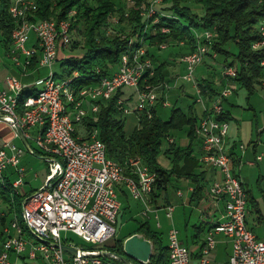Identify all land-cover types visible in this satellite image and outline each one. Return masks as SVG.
Listing matches in <instances>:
<instances>
[{
	"label": "built area",
	"instance_id": "1",
	"mask_svg": "<svg viewBox=\"0 0 264 264\" xmlns=\"http://www.w3.org/2000/svg\"><path fill=\"white\" fill-rule=\"evenodd\" d=\"M36 1L10 0L9 14L15 22L11 34V52L16 54L14 60L18 65L19 57H25L24 68H27L37 55L36 48L26 47L30 34L34 33L40 50L38 66L50 72L40 82L43 84L42 89L25 101L21 112L19 97L26 86L17 77L7 78L5 88L0 84V123L7 124L14 131L15 138H20V129L26 140L35 142L44 154L41 156L50 158L46 160L51 162L50 173L45 185L22 203V219L26 230L16 214H12L6 220L7 224L3 225L2 220L7 215L0 206L1 236L5 238L0 242V264H30L39 259L47 264H113L103 259L109 257L119 260L113 253L102 248L85 250L64 234L72 233L85 243L96 246L115 238L117 217L122 208L120 190H126L134 200L143 202L146 221L150 213H154L155 219L159 220L158 212L162 208L156 207L152 199L158 176L151 172L140 157L129 158L125 166L109 159L99 130L92 128L81 136L77 126L85 118L96 115L100 103L111 100L118 90L129 88L136 91L137 110L131 111L123 98L117 102L124 114L129 115L134 111L143 112L153 108L160 100L158 91L164 95L170 86L166 83L160 86L148 83V79L155 76L153 60L147 55L145 46L133 48V39L129 42L131 49L122 55L116 70L110 76L102 77L95 86L75 90L71 84L75 77H79L77 72L71 78L58 81L52 67L58 61L60 51L72 43L71 21L30 20L37 11ZM163 1L151 0L149 6L141 8L142 16L149 21L147 30L159 23L160 16L156 14L155 6ZM74 14L75 11L70 12V16ZM114 22L118 23V20L114 19ZM161 31L168 33L169 29L163 27ZM259 33L262 39L253 44L254 50L264 49V22L259 27ZM195 38L196 49L183 58L186 74L180 79L193 85L196 102L204 111L212 112L196 123L194 133L201 142L200 162L217 169L223 176L221 181L212 184L208 196L214 200L223 199L226 205V220L208 231L197 264H213L209 256L216 246L215 237L219 234L232 240V255L225 264H264V241L258 239L247 226V194L234 173V160L226 149L229 122L216 118L225 110L221 100L230 96L232 91L225 87L222 94L218 95L219 99L214 101L212 107H208L199 82L195 79V71L208 56L215 33L196 32ZM167 47L168 44L160 45L161 49ZM216 56L214 54L213 58ZM261 66L264 67V58ZM236 76L234 67L225 66L222 83L230 82ZM163 97V107L169 108L171 105L166 95ZM33 128L39 129L35 137L31 134ZM174 141V138H168V144ZM241 149L246 150V146L241 145ZM30 153L35 154L31 146ZM23 156L24 150L12 141H6L0 148V178L5 190L8 187L4 184L3 174L13 167L20 173V178L12 183V190L13 193H21L26 172L20 167ZM262 158V155L258 156L257 160ZM189 191L192 193L194 189L190 188ZM177 195L183 197L181 191ZM145 196H148L147 200ZM164 209L166 217L171 219L174 206L166 205ZM157 227H160L159 221ZM168 239L169 264H191L190 251L180 241L179 231L175 227L169 230ZM61 246L76 249L78 254L67 253ZM104 252L106 257L101 256Z\"/></svg>",
	"mask_w": 264,
	"mask_h": 264
},
{
	"label": "trees",
	"instance_id": "2",
	"mask_svg": "<svg viewBox=\"0 0 264 264\" xmlns=\"http://www.w3.org/2000/svg\"><path fill=\"white\" fill-rule=\"evenodd\" d=\"M188 1H192L196 7L186 4ZM150 2L151 0H37V11L30 20L71 21L73 35L69 47H72L73 51L81 49L82 52L76 56L58 59L62 67L67 65V68H64L67 79L74 76L75 72L79 74L71 84L75 90L95 86L102 77L110 76L118 67L122 55L131 49L129 47L131 39L134 40L133 48L145 46L147 55L153 60L155 76L149 78L148 83L155 86L165 84L168 64L155 58L150 48L162 50L160 48L162 44L187 47V52L182 54L181 59L184 63L183 58L196 49L195 33L205 31L215 33L208 56L212 57V54L223 56L226 66H232L237 71L236 78L232 80L245 89L249 96L255 93L257 84L264 87V67L261 66L264 49H253V44L262 39L259 27L264 22V0H164L160 8L155 7L156 14L160 16L159 23L147 30L146 25L149 21L142 16L141 8L149 6ZM9 7L10 0H0V43H4L6 48L11 46V34L15 28ZM72 11H75V14L70 16ZM114 19H117L118 23H115ZM163 27L168 28L169 32L163 33L161 31ZM228 46L231 48H227ZM232 46L238 51L236 55L232 53ZM62 52L61 50L60 54ZM232 56L235 57L234 61L228 63V58ZM37 66L38 57L34 56L28 67L33 69ZM55 76L59 78L57 74ZM199 85L207 102L218 96L219 91L211 81L203 80ZM125 89L118 90L111 100L101 102L99 112L85 118L79 125L85 131L92 128L99 130L109 159L125 166L129 158L140 157L151 172L157 174L158 178L152 191L156 207L162 208L169 203V188L175 179L190 180L194 187L192 197L196 195L201 197L205 173L197 172V168L203 165L200 162L201 155L199 157L195 155L192 148V143L197 140L194 126L212 112L203 110L199 116L195 108L198 103L195 100L189 106L188 112L175 105L169 118L164 119L160 114L164 108L161 100L165 99L162 94L153 108L137 112L138 127L128 135L125 131V114L117 105L118 100L126 95ZM134 95L136 92L125 102L131 101ZM32 96H34L32 91L22 92L19 97L20 112L25 101ZM216 118L229 122L232 116L228 110H224ZM180 133H184L189 140L186 148L176 144ZM171 137L175 141L164 148V144ZM33 150L37 155H44L38 148ZM161 155L170 159L172 165L170 169L164 168L159 162ZM12 183L8 178H4V184L8 187V190H5L0 181V195L8 208L7 213L16 214L26 230L22 219V203L28 194L13 193ZM123 192L126 196V192ZM245 192L249 202V192L246 189ZM6 220L7 216L2 220L3 225L6 224ZM136 233L146 235L154 243L150 264H169L170 252L168 246L164 245V234L153 230L148 221L140 222L135 231L118 239L114 246L108 247L104 244L101 245L103 247L95 249L102 248L113 254L125 256L122 243L124 239ZM0 240L2 241L1 234ZM103 259L113 264H124L114 258Z\"/></svg>",
	"mask_w": 264,
	"mask_h": 264
},
{
	"label": "rangeland",
	"instance_id": "3",
	"mask_svg": "<svg viewBox=\"0 0 264 264\" xmlns=\"http://www.w3.org/2000/svg\"><path fill=\"white\" fill-rule=\"evenodd\" d=\"M186 4H188L189 6L193 8L196 7L192 1H188ZM155 7L160 8L161 5L157 4ZM194 36H196V33ZM36 41H37V36L34 33H31L30 40L28 41L26 47L28 49H33L32 47L33 43H36ZM227 48H231V46H228ZM150 51L151 53L155 55V58H157L159 61L167 62L168 64V67L165 71V74L167 75L166 84L171 86L170 88L173 89L175 82L179 80L178 83L181 85L182 88H184V94H183L182 99L178 98V100L180 99L179 104H176L177 99L173 97L174 96L173 94L170 97H167L171 107L162 108L160 111L161 116L164 119L169 118L172 112V107H174L175 105H178V107L179 106L182 107L186 112H188L189 106L193 104V102L196 100V91L194 90L193 85L191 83L185 82L180 79L186 74V64L182 63L181 59H182V54L187 52V47L183 48V47L169 45L166 49L159 50L153 47V48H150ZM64 52L66 55L76 56L79 53L81 54L82 50L80 49L79 51L78 50L73 51L72 47H68L64 49ZM232 53L234 55L238 53L237 49L233 46H232ZM17 55H20V54H17ZM213 55L214 54H212V57L207 56L205 58L204 63L197 67L195 71V79L199 83L202 82L203 80L211 81L214 87L219 91L218 95L222 94V92L225 90V87L229 88L232 91L230 96L221 100V103L224 106V109L229 110L233 118L229 121L230 138L232 137L239 144L241 143L245 144L246 147L248 146L247 144L251 140L254 142L264 143V87L257 84L255 93L249 96L247 91L245 89H242L240 85L234 80L230 82H225V84L222 85V81H223L222 73L224 71V67L226 66L225 58L221 55H218L214 59ZM15 56L16 54L12 52H6V49L2 47V44H0V81L2 85L4 81L6 80L5 77L7 75H10L9 71L7 70L5 66L10 64L12 66V67L10 66L11 69L15 67L20 69V67L17 65L16 61L14 60ZM37 57L39 59L40 50L37 52ZM234 58H235L234 56L229 57L228 63H231L232 61H234ZM18 62L24 67L25 57L20 56ZM172 64L176 65L177 68L179 69L177 72H174L173 68L170 69V65ZM64 68H67V65H64V67H62L61 61L59 59L52 67V71L56 73L59 77L57 78L58 81H63L67 79V74L64 73ZM33 71L35 70H30L29 73H32ZM49 72L50 70L47 68L40 69L39 74H36V76L46 77L48 76ZM20 74L21 73H19V71H16L15 75L17 77H20L21 76ZM41 89H42V86H38V90H41ZM124 92L126 93L127 97H129V96H132L133 93L136 91L133 89L126 88ZM158 95L161 96L162 92L158 91ZM218 99H219V96H215L212 101H208L207 106L212 107L214 101ZM126 104H127V107L131 111L137 110V107H138L137 95H134L132 97V100ZM195 108H196L197 113L200 112L201 110L203 111V108L200 104H197ZM126 127L128 129V126ZM6 130L10 131L8 129ZM36 130H38V128H33L31 130V134L33 137L37 135L36 134L37 132H35ZM77 131L79 132L81 136H84L86 133V131L81 125L77 126ZM10 134H11L10 140H12V142H14L15 145H17L18 147L24 150V156L22 157V160H21L22 162L20 166L24 168L26 171L23 177V182H24L23 188L28 192L34 189H37V190L41 189L45 185L46 178L50 173L51 162L46 161L43 158H40V156L31 154L30 151L26 148L21 137L15 138V133L13 130L12 132L10 131ZM183 140H188V138L186 137L184 133H180V137H178L176 144L178 146L179 145L181 146ZM27 142L33 149L37 148L35 142H33L32 140L28 139ZM1 143H2V140H0V145ZM200 144H201L200 140H195L194 145L196 147L195 150L197 153L199 151L198 146H200ZM167 146H168V142L164 144V148H166ZM159 162L164 167L167 166L168 163L169 164L171 163L170 159L168 157H165L164 155L160 156ZM11 172L14 173V176L12 177L14 181L20 178L19 176L20 173L16 172L15 168L13 167H9L4 172L3 176ZM0 181H2L1 178H0ZM172 185L170 186L169 194L171 193L173 197V201H174L173 205L178 208L182 206V203H181L182 200L177 195V192L181 191L184 195V199H187L188 197L187 189L188 188H185L182 185H175V184L174 186ZM119 194H120V200H121L123 209L121 210L120 214L117 217L116 237L108 241L107 243H105V245H107L108 247L114 246L118 239H121L124 236H126L128 233L135 231L138 228L140 222L146 221V218L143 216V211L145 209L143 202L141 200H134L127 191H126V194H127L126 196L122 193L121 190L119 191ZM10 197L12 196L10 195ZM145 197H146L145 199L147 200L148 196H145ZM11 200L12 202H14L13 198H11ZM0 206L2 207V209L7 207L1 198H0ZM150 208H153V207L150 206ZM160 210H162L163 212L161 213L158 212L159 220L155 219L154 213H150L148 222L153 230L162 232L164 234V245H167L169 243L168 232H167L168 230L167 220L168 219L166 218V210L164 209V207H162V209ZM158 221L162 226L161 228L157 227ZM64 235L73 239L80 248H83L85 250L95 249L99 247L94 244L85 243L83 240H81L79 237H77L76 235L72 233H67ZM35 264H47V263L39 259L38 261L35 262Z\"/></svg>",
	"mask_w": 264,
	"mask_h": 264
},
{
	"label": "crops",
	"instance_id": "4",
	"mask_svg": "<svg viewBox=\"0 0 264 264\" xmlns=\"http://www.w3.org/2000/svg\"><path fill=\"white\" fill-rule=\"evenodd\" d=\"M2 47L6 49V52H11L12 50L11 46L9 48H6L4 46V43H2ZM32 47L36 48L37 52L39 51L37 48V41L36 43H33ZM66 56H70V55H66L63 50V52L59 56V59ZM10 66H11L10 64L5 66L10 73V75H7L5 79L7 80V78L9 77H17L15 74L16 71H19V73H21L20 74L21 76L17 78L21 81L22 84L26 86L27 91H32L34 95H37V93L40 91L38 90V86L43 87V84L40 82L45 77L42 76L37 77L36 74H39L40 69H45V68H41L37 66L33 69H30L29 67L24 68L23 65L20 64L18 66L22 70L21 71L17 67L11 69ZM172 68L174 72H177L179 70L177 66L173 64L170 65V69ZM30 70H35V71L29 73ZM6 80L4 81L3 85L1 84L0 81V84L3 88H5ZM172 94L174 95L173 97L177 99L176 104H179L180 99L178 100V98L182 99L184 94V88H182L181 85L178 83L177 86L175 85L173 86V89L170 88L168 91H165L164 95H166V97H170ZM123 99L129 100V97L125 95ZM198 113L199 116H201L202 110ZM137 114L138 113L134 111L133 113L125 116V118L127 119L125 123V131L128 135L132 134L133 131L138 127ZM126 126H128V129ZM6 129L12 132V129L7 124L0 123V140H2L0 148L2 147V144L5 143L6 141H12L10 140L11 139L10 131H7ZM38 131L39 129L36 130L35 132L38 133ZM194 142L192 143V148L194 150V154L199 157L202 154L201 144L200 146H198L199 151L197 153L195 150L196 147L194 145ZM226 142H227L226 144L227 152L229 153V155H231V157L234 160V173L236 177H238L241 180L244 188L249 192L250 195V201L248 202V206H247V217H246L247 226L257 236L258 239L264 241V143L254 142L251 140L247 144L248 146L246 147V150H242L241 145H245V144L243 143L239 144L237 141H235V139H233L232 137L230 138L229 133ZM188 145H189V140H183L181 147L186 148ZM261 155L263 156V158L262 160L258 161L257 157ZM202 165L203 166H199L197 168L198 173H202V172L205 173L204 191L202 193V196L198 197V195H196L192 197V193L188 190L190 188L194 189V187L192 186L193 184L191 183L190 180L184 178L175 179L173 181L172 186H174L175 184V185H182L185 188H188L187 189L188 197L187 199H184V195L183 197H180L182 200L181 202L182 206L177 208L173 205L174 201L170 193L168 196L169 203H167V205L174 206L173 217L171 219H168L166 217L168 219L167 220L168 230L171 229L172 227H175L179 231L180 241L190 251L191 264H197L199 262L202 256V248L206 243L208 231L212 229L216 224L220 222H224L226 220L225 201L223 199L214 200L208 196V192L212 184L221 181L223 176L221 172L218 171L217 169L205 164ZM171 167H172L171 163L170 164L168 163L167 166H165L164 168L170 169ZM13 176L14 173L11 172L7 175H4V178H8L11 182H13L14 181L12 179ZM21 189H22L21 190L22 194H28L27 198L37 191V189H34L28 192L23 187ZM122 193L124 194L123 191ZM0 198L2 199L1 195ZM7 210H8L7 207L3 208V211L6 213L8 220L12 214H8ZM161 212L163 211L160 210L159 213ZM161 227L162 226L160 224V227L158 228ZM168 230L167 232L169 233ZM0 234H2L1 228H0ZM215 238H216V246L214 250L211 252L209 259L213 264L214 263L225 264L229 261L232 255V250H233L232 240L231 238H228L223 234L216 235ZM4 239L5 238L2 237V242L4 241ZM12 259L13 260L15 259L14 256H12ZM30 264H35V262H32Z\"/></svg>",
	"mask_w": 264,
	"mask_h": 264
},
{
	"label": "water",
	"instance_id": "5",
	"mask_svg": "<svg viewBox=\"0 0 264 264\" xmlns=\"http://www.w3.org/2000/svg\"><path fill=\"white\" fill-rule=\"evenodd\" d=\"M18 132L26 148L30 151V145L25 139L23 132L20 129H18ZM37 156H40V158H43L44 160L50 159L41 155H37ZM122 247L125 256H121L117 254L114 255L124 264H135L136 262L139 264H150L151 258L154 253V243L153 241L148 239L146 235L141 233H136L132 236H129L126 239H124L122 243ZM61 248L67 253L73 255L78 254V251L76 249L67 246H61ZM101 256L106 257L107 256L106 252H104Z\"/></svg>",
	"mask_w": 264,
	"mask_h": 264
}]
</instances>
